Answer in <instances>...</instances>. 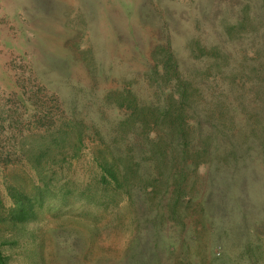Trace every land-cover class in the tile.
<instances>
[{
	"label": "rangeland",
	"instance_id": "1",
	"mask_svg": "<svg viewBox=\"0 0 264 264\" xmlns=\"http://www.w3.org/2000/svg\"><path fill=\"white\" fill-rule=\"evenodd\" d=\"M168 45L209 61L183 123L222 148L206 165L171 162L183 124L165 117L168 169L124 158L104 176L93 152L114 166L146 136L131 109L169 106L174 83L149 82ZM259 45L264 0H0L3 263L264 264V109L247 80L263 77ZM72 119L87 136L77 157Z\"/></svg>",
	"mask_w": 264,
	"mask_h": 264
},
{
	"label": "trees",
	"instance_id": "2",
	"mask_svg": "<svg viewBox=\"0 0 264 264\" xmlns=\"http://www.w3.org/2000/svg\"><path fill=\"white\" fill-rule=\"evenodd\" d=\"M170 17V16H168ZM247 20V19H244ZM239 23H241V18L239 20ZM244 21H242L241 25H244ZM194 43L197 45L201 44L199 40L194 41ZM170 45V44H169ZM168 45L167 48H164L161 51V56L158 59L159 66L157 67L153 72V74L150 77V83H168L170 84L174 83L173 86H170L171 89H169V94L166 99L169 106L165 105L166 109L165 111H161L164 114H161V112H154L153 109H148L144 107H138L137 105L134 107V109H131V119L127 121L130 126L134 129V122L133 120L138 114H142V123L143 132L146 133V136L139 137L136 135V139L133 142L131 146H129L132 149H128V155L131 153L130 157L123 156L118 158L116 161H112L114 163V166L112 164H109V160H105L102 158H99L97 152H93L95 156V164L99 166L100 171H102L105 175H109L113 177L114 173L113 170L118 169V160L119 162L123 160L124 158H131V164L137 159L144 160L145 158L151 157L150 160L155 162V166L157 168H166L167 166V159L170 158V154H168L167 149L164 148L165 142L163 141L162 133L159 130V120L161 118L165 117H176V120L180 121L183 125H180L179 129V135H178V142L174 146V148L171 150V153L173 155V159L171 162H174L175 160H179L182 167L185 169L189 167H196L200 163H204L206 165V159H209L210 157L214 156L218 150H221V145H212L211 138H209L208 141L201 143V139L195 138L190 140L188 137L189 130L194 132L196 127L185 125L186 122L183 123V118L186 115L185 106H192L190 104V94L197 90V85L199 82L200 76L202 75V70L210 69L209 61H203V62H197L195 65H190L188 63L179 62L173 53L170 52V46ZM216 48V46H213L212 49ZM258 60H262L261 62V68H262V75L263 77L255 79L254 77H248V81L255 82L257 87H252L251 90L257 95L260 96L263 100L260 101L258 104V109H264V46L260 47L256 51ZM215 59H218L220 56V53L214 54ZM214 67H221L220 63H216L213 65ZM160 71V72H158ZM231 87L229 86V89ZM232 96L240 95L239 90L230 91ZM229 92V93H230ZM244 95V93H243ZM229 102L221 100L218 103H215L211 106V109H221L220 115L218 118V125H220V122L224 121L223 118L226 115L227 111L229 110V106H226ZM177 105V109L174 108L171 109V106ZM194 106H196V103H194ZM157 116V117H156ZM153 119H155L154 126L151 125L153 122ZM71 125H69V129L73 135H70L69 132H67V135H70L72 139L75 141L74 148L77 147V151L75 150L74 156L77 157V154L79 153V149L82 146L84 139H86L85 131L83 130L82 123L79 124L77 121L72 119L70 122ZM121 127L127 126L126 124H120ZM154 127L155 130H151ZM148 130V132L146 131ZM220 147V149H219ZM242 150V148H241ZM233 152V153H232ZM230 152V154H234L236 157V150ZM229 155V154H228ZM211 159V158H210ZM190 164V165H189ZM141 163L137 162V167H140ZM132 168V165H131ZM181 177L184 178L186 175L185 172L181 170ZM21 217L23 218L25 216L24 209L21 211ZM0 264H4L1 260V254H0Z\"/></svg>",
	"mask_w": 264,
	"mask_h": 264
}]
</instances>
